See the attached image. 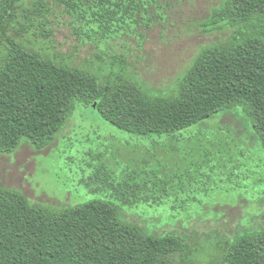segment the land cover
Masks as SVG:
<instances>
[{
	"label": "rangeland",
	"instance_id": "1",
	"mask_svg": "<svg viewBox=\"0 0 264 264\" xmlns=\"http://www.w3.org/2000/svg\"><path fill=\"white\" fill-rule=\"evenodd\" d=\"M68 1L19 0L6 33L100 79L127 77L154 94L172 92L202 50L235 32L207 25L224 0H111L135 9L119 8L125 18L109 29L94 14L112 3ZM3 40L0 34V47ZM131 174L164 199L122 206L124 216L151 232L184 236L197 263L221 254L238 233L264 229V149L241 105L174 133L140 135L76 102L47 147L24 141L14 153L0 152V188L52 207L110 199L109 183Z\"/></svg>",
	"mask_w": 264,
	"mask_h": 264
},
{
	"label": "trees",
	"instance_id": "2",
	"mask_svg": "<svg viewBox=\"0 0 264 264\" xmlns=\"http://www.w3.org/2000/svg\"><path fill=\"white\" fill-rule=\"evenodd\" d=\"M18 1L0 0L1 153H14L24 141L36 149L50 145L76 102L95 107L115 127L140 135L174 133L241 105L264 149V0H224L213 9L207 25L230 26L235 32L202 50L168 94L151 93L123 76L100 79L10 37L6 27ZM100 1L112 3L101 4L94 14L106 29L112 21L124 20L119 2ZM134 9L131 4L123 11ZM135 175L109 183L110 199L60 207L0 188V264H264V229L238 233L221 254L197 263L200 255L192 253L184 236L154 233L129 221L122 206L164 199L155 196L161 192L158 187L135 183Z\"/></svg>",
	"mask_w": 264,
	"mask_h": 264
}]
</instances>
